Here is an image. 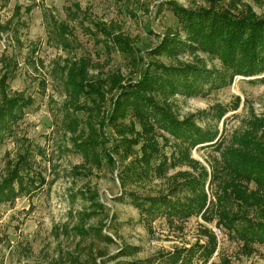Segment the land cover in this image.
I'll list each match as a JSON object with an SVG mask.
<instances>
[{
  "label": "rangeland",
  "instance_id": "374dc122",
  "mask_svg": "<svg viewBox=\"0 0 264 264\" xmlns=\"http://www.w3.org/2000/svg\"><path fill=\"white\" fill-rule=\"evenodd\" d=\"M167 2H176L188 10L208 9L211 3L0 0V79L8 74L9 97L33 100L0 142V182L16 164L25 161L21 174L24 184L30 187L29 193L14 202L0 204V264H94L93 260L97 264H118L124 258H113L125 245L138 250L128 260H157L161 254L178 248L204 244L207 239L200 232L206 228L218 238V248L207 264H264V245H252V254L248 255L243 250L244 243L218 225L219 210L214 207L212 221L202 215L183 221L177 216H159L160 213L148 215L140 206L144 197L163 196L186 202L193 193L181 189L184 174L198 177L202 168L209 173L205 190L215 203L220 185L231 177L227 151L238 147L244 134L264 133V72L231 79L219 59L201 49L184 46H178L181 50L173 55H151L171 32H180L177 35L181 41L186 39ZM214 7L237 16L244 15L248 8L257 17H264V0H217ZM116 35L123 36L136 52H120L113 43ZM80 62L89 63L92 80L108 82L120 75L126 83L139 81L146 70L154 69V62L203 67L199 94L181 92L157 96V100L178 121L191 119L202 133L216 135L214 142L189 147V143L154 123L151 134L155 135L162 156L153 168L164 157L168 164L163 173L151 170L140 179L127 169L140 158L143 144L132 153L116 151L115 141H120V137L114 127L105 129L110 141L97 143L95 151H84L79 144L91 137L97 139L99 134L83 133L90 112L77 110L70 102L75 96L68 85V73ZM78 105L91 103L81 96ZM103 108L109 112L111 101ZM73 120L78 121V131L69 125ZM133 123L135 132L142 133L140 123L135 119ZM95 124L98 131V123ZM126 134L134 137L130 132ZM98 141L102 142L101 137ZM187 151L194 163L171 166ZM107 153H111L114 163L109 162ZM249 188L257 189L253 183ZM130 194L141 199L135 201ZM92 196L103 208L92 203ZM233 206L234 212L239 213L235 203ZM257 212L250 209L247 217L260 221L262 217ZM82 229L101 230L103 236L91 238Z\"/></svg>",
  "mask_w": 264,
  "mask_h": 264
},
{
  "label": "trees",
  "instance_id": "16d2710c",
  "mask_svg": "<svg viewBox=\"0 0 264 264\" xmlns=\"http://www.w3.org/2000/svg\"><path fill=\"white\" fill-rule=\"evenodd\" d=\"M210 1V8L198 10H188L176 2H167L182 26L181 32L185 34L186 39L181 41L180 36L177 35L180 32H171L164 36L162 44L155 52L152 51L151 55H173L184 46L193 50L201 49L205 54L219 59L225 67V75H230L231 79L235 76L253 77L263 73L264 17H257L248 8L242 16L233 15L232 12L216 9L214 4L217 0ZM113 43L120 52L127 55L136 52V49L133 50L132 45L123 36L116 35ZM88 66V62L74 64L68 73V85L75 96L71 98V105L77 110L90 112L87 129H83V133L99 134L98 138L102 139V142H99L98 138L91 137L79 144L84 151H95L97 143L104 144L110 141L105 129L112 126L120 137V141H115L116 151L124 149L127 153H132L135 147L143 144L140 148V158H136L127 169L132 176L135 175L140 179V177L148 176L151 170L163 173L168 164L167 158L164 157L160 160V164L153 168L154 162L162 156L159 143L155 135L151 134L155 130L154 123L170 132L176 139L189 143V147L214 142L216 135L202 133L191 119L178 121L168 107L162 106L157 100V96L164 97L181 92L191 95L199 94L202 89L199 82L202 81V73L205 72L203 67L166 66L154 62L152 64L154 69L146 70L139 81L126 83L120 75L111 77L112 80L108 82L105 79L92 80ZM225 77L223 79H226ZM8 80V74L0 79V142L6 137V131L11 130V126L22 119L25 108L33 104L31 98L9 97ZM114 92L113 98L109 97ZM81 96L89 98L91 106L78 105V98ZM108 100L111 101V110L106 113L103 106ZM134 119L142 126V133L135 132ZM127 121L130 122L129 125ZM95 123H98L99 133ZM69 125L73 131H78L77 120L71 121ZM126 132L132 133L134 137L128 138ZM107 155L109 162L114 163L111 153ZM226 157H228V170L231 177L224 180L221 185L219 184V195L215 196V203L205 190L204 186L209 173L202 168L198 177L184 174L185 180L180 184L184 188L181 189H187L193 193V197L187 198L186 202L163 196L144 197L142 199L145 200L140 206L148 215L160 213L159 216L167 218L177 216L183 221L195 215H202L207 221H212L210 215L214 207L219 210L218 225L227 232L234 233L244 243L243 250L251 255L252 245L256 243L264 245V133L244 134L239 140V146L229 149ZM180 162L194 163L193 160H189L188 151L180 155L177 160L175 159L171 166ZM25 165V161L22 165L21 162L16 164L9 176L0 182V204L14 202L18 197L30 192V187L24 184L21 174ZM197 165L199 166L198 163ZM198 166L195 168L197 169ZM122 178L126 180L124 175ZM214 178L212 176V180ZM16 183L18 188L15 187ZM252 183L257 188L255 191L249 188ZM129 196L135 201L141 199L134 194ZM90 199L93 204L103 208V205L97 204V198L92 196ZM234 203L240 214L234 212ZM250 209L252 211L257 209L262 219L254 222L252 218L247 217L246 212ZM82 233L92 236L91 238L103 236L101 230L97 232L82 229ZM200 233L207 239L204 244L197 242L191 247L178 248L173 253L161 254L157 260L150 259L143 262L128 260L134 252L138 251L129 245L123 246L113 260L124 258L119 260L118 264H207L218 248V238L207 228ZM106 240L112 242L109 237ZM93 261L97 264L96 260Z\"/></svg>",
  "mask_w": 264,
  "mask_h": 264
}]
</instances>
